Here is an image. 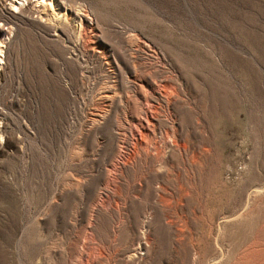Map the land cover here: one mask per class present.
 <instances>
[{
  "label": "rangeland",
  "instance_id": "rangeland-1",
  "mask_svg": "<svg viewBox=\"0 0 264 264\" xmlns=\"http://www.w3.org/2000/svg\"><path fill=\"white\" fill-rule=\"evenodd\" d=\"M42 1L0 0V264H264V0Z\"/></svg>",
  "mask_w": 264,
  "mask_h": 264
},
{
  "label": "bare ground",
  "instance_id": "bare-ground-1",
  "mask_svg": "<svg viewBox=\"0 0 264 264\" xmlns=\"http://www.w3.org/2000/svg\"><path fill=\"white\" fill-rule=\"evenodd\" d=\"M43 1H46V0H43ZM43 1H42V2H43ZM16 6H17V5H16ZM1 52H2V51H1V49H0V53H1ZM0 59H1V56H0Z\"/></svg>",
  "mask_w": 264,
  "mask_h": 264
}]
</instances>
